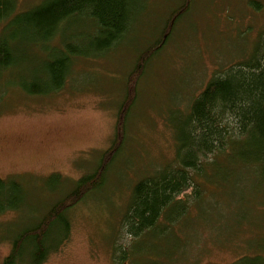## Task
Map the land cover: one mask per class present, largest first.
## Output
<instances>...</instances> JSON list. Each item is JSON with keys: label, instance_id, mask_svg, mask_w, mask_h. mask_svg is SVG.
<instances>
[{"label": "rangeland", "instance_id": "rangeland-1", "mask_svg": "<svg viewBox=\"0 0 264 264\" xmlns=\"http://www.w3.org/2000/svg\"><path fill=\"white\" fill-rule=\"evenodd\" d=\"M13 1L14 19L46 0ZM187 1L128 0L130 31L113 51L96 58L89 47L93 30L80 18L41 44L31 24H0V37L8 34L16 55L12 67L0 72V180L23 188L13 198L20 208L0 215V264L10 255L11 239L38 223L98 166L113 141L127 77L172 17L169 42L150 58L139 81L127 139L105 185L72 210L69 243L44 264H113L114 243L129 246L131 264H233L243 256L264 264V182L252 171L234 173L218 187L205 184L184 221L166 233L160 228L131 243L120 227L137 181L173 158L170 114H185L216 72L250 57L264 34V0ZM66 43L77 53L70 55L75 65L65 87L28 94L25 88L54 87L48 63ZM53 175L57 179L50 183Z\"/></svg>", "mask_w": 264, "mask_h": 264}, {"label": "trees", "instance_id": "trees-1", "mask_svg": "<svg viewBox=\"0 0 264 264\" xmlns=\"http://www.w3.org/2000/svg\"><path fill=\"white\" fill-rule=\"evenodd\" d=\"M127 3L128 0H46L13 19L14 1L0 0V24L6 27L12 19L16 23L21 21L24 26L31 24L40 32L38 42L41 44L49 42L62 24L80 18L93 30L89 47L96 58L113 51L130 31L132 12ZM170 22L162 31L163 35L141 53L132 67L127 77L126 96L117 113L111 147L101 155L98 166L91 174L81 177L38 223L23 228L13 239L8 238L12 240V249L1 264H22L25 256L29 264H44L69 243L72 234L69 215L91 193L100 191L105 185L108 171L127 139L128 115L137 100L139 81L150 58L169 42L175 22L173 17ZM9 39L8 34L0 37V72L9 70L16 56L9 50ZM256 44L250 57L219 69L191 101L185 114H170L168 125L174 139L173 158L137 181L120 224L131 243L155 235L160 228L166 233L173 223L184 221L189 207L202 198L205 184L218 187L234 173L245 170L259 173L264 182V34ZM63 47V52L48 63L54 87L25 88L28 94H54L65 87L75 65L70 55L77 50L68 43ZM55 179L57 176L53 175L49 182ZM22 189L15 180H0V215L20 208L13 198L15 194L20 197ZM190 190L191 194H187ZM128 248L122 249L114 243L113 264H131L135 260ZM253 259L260 260V257ZM250 260L243 256L233 264H257Z\"/></svg>", "mask_w": 264, "mask_h": 264}]
</instances>
